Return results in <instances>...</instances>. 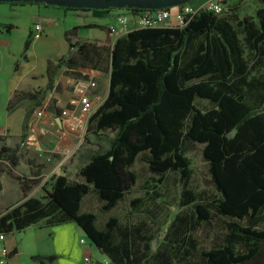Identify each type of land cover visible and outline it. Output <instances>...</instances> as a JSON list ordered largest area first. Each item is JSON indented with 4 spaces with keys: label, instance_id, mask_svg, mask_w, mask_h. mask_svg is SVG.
Returning a JSON list of instances; mask_svg holds the SVG:
<instances>
[{
    "label": "trees",
    "instance_id": "obj_1",
    "mask_svg": "<svg viewBox=\"0 0 264 264\" xmlns=\"http://www.w3.org/2000/svg\"><path fill=\"white\" fill-rule=\"evenodd\" d=\"M234 1L225 2L221 13L199 9L186 16L182 27H135L112 42L72 41L76 27L66 33L68 52L48 62L47 88L62 65L109 71L107 96L90 114L86 129L115 134L107 148L90 154L76 179L51 175L49 190L41 197H26L38 180L20 177L26 198L5 208L0 231L74 221L115 264H248L261 258L264 228L257 220L264 215V0L253 15L242 17L233 13ZM30 41L28 35L25 50ZM19 100L17 95L10 98L8 109ZM188 143L203 144L217 196L194 202L196 194L186 187L191 175ZM7 155L15 166V154ZM138 157L157 181L177 172L185 186L180 205L192 203L194 208L193 220L183 212L174 215L156 249L145 219L122 221L111 215L99 224L96 213L81 210L90 192L104 212L124 200L137 183L132 167ZM142 201L137 197L130 205L136 208ZM216 218L223 227L214 236L217 243L199 249L190 231L201 223L213 225Z\"/></svg>",
    "mask_w": 264,
    "mask_h": 264
},
{
    "label": "crops",
    "instance_id": "obj_2",
    "mask_svg": "<svg viewBox=\"0 0 264 264\" xmlns=\"http://www.w3.org/2000/svg\"><path fill=\"white\" fill-rule=\"evenodd\" d=\"M199 1L195 0L193 3ZM245 1L235 0L233 2L236 6L233 13L237 17L255 13V11L253 14L246 13L241 9ZM57 9L59 7L39 3L0 4V47L6 50L0 51V61L10 58L9 68L14 66L10 76L7 78L0 76V92L3 94L1 110L6 115L5 122L0 126V135H2L0 141H6L14 148L8 149L9 151H0V161L9 160L7 154H15L16 165L12 167L10 164V172L16 173L14 177L17 181V185L10 191L6 190L0 182V215L5 208L13 207L26 197H41L45 190H49L47 180L53 174H65L70 179H76L78 168L98 147V143L92 145L85 141L82 142L81 135L90 114L81 111L79 97L80 94L88 96L92 104L90 112H94L107 96L110 73L109 71L71 69L62 65L54 72L50 87L47 88L48 62L55 63L59 57L68 52L65 35L72 29L64 25L57 36L54 33L51 34L53 29L50 27L56 22L50 18L56 16L58 19L61 13L66 15L65 12ZM85 11L97 17L109 15L114 17V23L105 25L107 34L104 40L109 42L135 28L132 15L128 20L132 23L130 26L121 28L117 24V16L125 14L121 10L103 12L100 9H90ZM11 13H19L23 16L24 34L31 36L28 49L21 53V57L10 54L7 50L9 43L1 36L3 31L11 33V27L9 29L6 27L10 23L6 18L11 19ZM34 22H40L42 25L39 37L33 36ZM93 23L95 22L86 24ZM10 25L14 26L15 23H10ZM110 26H116V30L110 32ZM76 34L71 38L72 41L91 40L77 38ZM58 38L67 46L60 55H58V50L54 49V46H59ZM46 48H49V51H46ZM39 50L44 52L41 54ZM90 82H94V85L90 86ZM38 90L41 91L43 101L41 100L40 105L35 104L34 106L32 97L34 91ZM14 95H17L20 100L8 109V101ZM38 111H41V114H37ZM63 112L66 113L63 114ZM11 119H17L13 126L10 125ZM6 172L9 175V171ZM20 177L38 180L26 197L21 195V198ZM84 198L81 202V210L88 211L83 206ZM211 232H214V228H211ZM4 234L2 243L7 255L3 256L0 253V258L5 260L4 264H84L85 255L90 256L91 264H115L106 253L95 246L74 221L51 226L37 223L21 230L6 231ZM82 238L84 242H81Z\"/></svg>",
    "mask_w": 264,
    "mask_h": 264
},
{
    "label": "rangeland",
    "instance_id": "obj_3",
    "mask_svg": "<svg viewBox=\"0 0 264 264\" xmlns=\"http://www.w3.org/2000/svg\"><path fill=\"white\" fill-rule=\"evenodd\" d=\"M194 1L195 0H190L188 5L192 6L195 9L197 7H201V5H203L206 0H200L199 2L193 3ZM0 4L6 5L9 3L1 2ZM259 6V0H246L241 9L246 13L249 12L250 14H253ZM57 10L65 12L66 15H64V13H61L59 14L58 19L56 18V16L50 18L52 19V21L56 22L55 25L50 27L53 29V32H51V34L54 33L55 36H57L59 32H61L62 27H64L65 25L66 27L70 28L76 27L77 38L79 37L83 39L104 41V37L107 34L105 28H101L99 26H88L86 23L94 21L95 23L102 26L107 25V23H114V17L112 15H109L107 17H97L86 11H76L65 9L63 7H59V9ZM11 17V19L6 18L11 24L15 23L14 26H11L9 23V26L11 27V33L3 31L4 33L1 36H3V38H5L9 43L7 50L10 51V54L13 53L16 57L18 55H20L21 57V53L25 51L24 42L27 37V34H24L25 20L19 13H11ZM131 24V22H128L125 27L127 25L130 26ZM124 34H126V32L121 34L120 36ZM58 39L59 46H54V49L58 50V55H60L62 51L66 50L67 46L62 43L60 38ZM0 48V51L5 50L2 47ZM46 51H49V48H46ZM43 52V50H39V53L42 54ZM8 63H10V58H7L6 60L2 59V61H0V76L2 78H7L8 76H10L12 70L14 69V66H12V68H9L10 66H8ZM32 99L34 102V106L35 104L40 105V103H42L43 101L41 91H34ZM1 102H3V94L0 92V126H2L6 119V115L1 110ZM197 102L199 104L207 105V102L204 100H197ZM16 120L17 119H11L10 125L13 126V124L16 123ZM114 134V130H106L103 131V133H92L85 127L81 138L82 142L85 141L92 145L98 143L97 149H104L107 148L105 146L108 145L107 142L113 138ZM1 137L2 135H0V139ZM202 147L203 144L200 143H188L185 146V154L190 160L191 167V175L186 187L191 189L196 194L194 197V202H200V200H202L203 198L205 199L217 196L216 190L211 183L208 171V163L204 160L202 155ZM1 148H5V151L14 149L12 146L7 144L6 141H0V149ZM132 169L137 175V183L126 194L124 200L117 204L113 209L106 212L101 211V201H99L95 193L92 192L87 194V196L84 198L83 206L86 208V210L92 211L97 214L99 224H103V222L111 215L118 216L122 221H124L125 218H131L132 221L135 219H145L148 226V232L154 235L151 241L152 248L156 249V246L161 243L162 236L165 233L167 227L170 225V222L176 213L183 212L188 217L191 216L192 220L194 219L193 204L191 203L186 206L180 205L181 202L185 200V196L181 195V192L185 186H183L177 172H167L165 175H163L161 181H157L158 176L154 175L148 170L145 161L141 159V157L137 158ZM6 171H9V175ZM10 171V161L8 159L1 160L0 182L8 191L12 190V188L17 185V181H15L14 177L16 173L14 174ZM19 173L21 175L23 174L22 172ZM21 195L22 194H20V198L23 196ZM137 197L142 198L143 201L139 203L136 208H134L135 206L131 207V199ZM17 200H19V198ZM221 224V218H216L213 220V225L201 223L195 229L190 231V235L195 237L197 241V247H199V249H208L213 244L217 243L215 241L216 237L214 236L215 234H220L222 232L223 227L221 226ZM257 224L258 226L264 228V215L257 220ZM211 228H214V232H211ZM248 264H264V255L254 262Z\"/></svg>",
    "mask_w": 264,
    "mask_h": 264
},
{
    "label": "built area",
    "instance_id": "obj_4",
    "mask_svg": "<svg viewBox=\"0 0 264 264\" xmlns=\"http://www.w3.org/2000/svg\"><path fill=\"white\" fill-rule=\"evenodd\" d=\"M234 0H206L201 7L193 8L188 5V3L181 4L178 6L171 7L169 9H148L141 10L135 14L126 13L119 14L117 16V24L121 26V28L125 27L127 24L130 15L133 16L135 27L138 28H148V27H182L188 21L186 18L187 15L195 13L199 9H206L213 11L215 13H221L224 9V3L230 2ZM116 30V26H110L109 31L114 32ZM124 30V29H123ZM42 31V25L40 22L33 23V36L39 37ZM90 86L94 85V82L89 83ZM80 109L83 113L91 114V101L88 96L85 94H80ZM66 112H63L65 114ZM37 114H41V111H38ZM5 234L0 231V253L4 256L7 255L5 247L3 245ZM81 242H84V239H81ZM4 258H0V264H4ZM84 264H91V258L89 255H85L83 257Z\"/></svg>",
    "mask_w": 264,
    "mask_h": 264
},
{
    "label": "water",
    "instance_id": "obj_5",
    "mask_svg": "<svg viewBox=\"0 0 264 264\" xmlns=\"http://www.w3.org/2000/svg\"><path fill=\"white\" fill-rule=\"evenodd\" d=\"M190 0H0V2H35L68 8L108 9L137 8L162 9L185 4Z\"/></svg>",
    "mask_w": 264,
    "mask_h": 264
}]
</instances>
